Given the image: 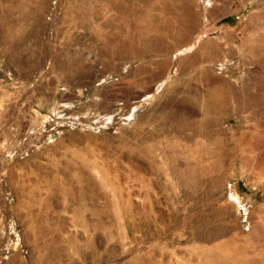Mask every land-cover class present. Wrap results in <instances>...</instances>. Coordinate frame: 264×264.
Returning <instances> with one entry per match:
<instances>
[{
    "label": "rangeland",
    "instance_id": "374dc122",
    "mask_svg": "<svg viewBox=\"0 0 264 264\" xmlns=\"http://www.w3.org/2000/svg\"><path fill=\"white\" fill-rule=\"evenodd\" d=\"M0 264H264V0H0Z\"/></svg>",
    "mask_w": 264,
    "mask_h": 264
}]
</instances>
